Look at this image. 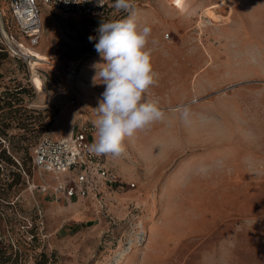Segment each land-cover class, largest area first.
Masks as SVG:
<instances>
[{"label":"rangeland","instance_id":"obj_1","mask_svg":"<svg viewBox=\"0 0 264 264\" xmlns=\"http://www.w3.org/2000/svg\"><path fill=\"white\" fill-rule=\"evenodd\" d=\"M133 3L140 26L152 29L147 48L176 58L146 95L164 118L126 137L120 157L103 155L123 188L56 200L40 189L54 174L33 164L31 148L97 119L104 85L92 83L97 52L88 37L128 13L114 0L87 19L42 6L38 44L22 40L32 59L1 60L0 93L22 90L0 117V156L20 168L7 179L6 210L28 231L11 264H264V0H184L179 11L173 0ZM0 26L21 41L8 0H0ZM22 143L15 153L11 145Z\"/></svg>","mask_w":264,"mask_h":264},{"label":"clouds","instance_id":"obj_2","mask_svg":"<svg viewBox=\"0 0 264 264\" xmlns=\"http://www.w3.org/2000/svg\"><path fill=\"white\" fill-rule=\"evenodd\" d=\"M68 2L70 0H65ZM98 3L104 6L103 0ZM183 4L184 0H173L178 11L183 9ZM112 6L117 11L127 12L128 16L102 21L96 30L98 35L88 37L90 42L96 41L95 51L103 61L93 65L92 83L104 85L102 99L94 109L97 138L89 150L98 156L118 158L125 152L126 137L162 120L165 113L157 101L146 99L159 76L152 66L151 49L147 48L152 29L138 23L133 0H114ZM187 115L185 109L184 116Z\"/></svg>","mask_w":264,"mask_h":264},{"label":"built area","instance_id":"obj_3","mask_svg":"<svg viewBox=\"0 0 264 264\" xmlns=\"http://www.w3.org/2000/svg\"><path fill=\"white\" fill-rule=\"evenodd\" d=\"M78 2L80 3L71 0L68 3L65 0H8L9 13L21 39L16 42L15 36L3 31L0 26V38L9 54L20 56L23 60L30 57L22 40L31 47L38 44L41 37L40 7L45 6L64 19H87L106 9L113 0H103L104 6H100L98 0ZM95 132L94 123L82 121L77 122L67 136L58 139L43 136L38 140L32 148L33 164L41 171L54 174L53 183L41 185L43 192H50L56 200L73 201L90 195L96 196L101 185L123 188V182L116 172L106 166L103 155H95L89 150ZM68 171H74L75 175L65 178L59 176ZM129 186L133 187L134 184L130 183Z\"/></svg>","mask_w":264,"mask_h":264},{"label":"trees","instance_id":"obj_4","mask_svg":"<svg viewBox=\"0 0 264 264\" xmlns=\"http://www.w3.org/2000/svg\"><path fill=\"white\" fill-rule=\"evenodd\" d=\"M13 21V20H12ZM15 25V24H14ZM16 27V26H15ZM17 29V28H16ZM6 31V30H5ZM8 33V31H6ZM9 34H12L9 32ZM9 54L6 46L2 43L0 38V65L1 60ZM1 77V73H0ZM21 89H15L14 91L4 90L0 93V117H2L1 110L5 107H10L12 105V99L19 100L16 98L17 94L21 93ZM6 117V115H5ZM2 135L6 136V133L0 131V146H1V137ZM40 139V138H39ZM38 139V140H39ZM38 140L34 143L32 148L38 142ZM12 150L15 153H20L26 146L22 144H13ZM32 148H31V158H32ZM4 153L5 150L2 149ZM20 156V155H19ZM33 162V161H32ZM17 163V162H16ZM13 160L10 159L9 156H5L2 158L0 156V264H11V262H15L20 259L21 251L23 249V245L25 241V232H28L25 223H17L14 222L12 216H10L6 210L8 205H10L9 196L4 192L5 185L10 186L11 183L7 182L9 176L16 174L20 177L19 174V166ZM20 164V161H18ZM8 166H7V165ZM21 165V164H20Z\"/></svg>","mask_w":264,"mask_h":264},{"label":"crops","instance_id":"obj_5","mask_svg":"<svg viewBox=\"0 0 264 264\" xmlns=\"http://www.w3.org/2000/svg\"><path fill=\"white\" fill-rule=\"evenodd\" d=\"M158 49L157 48H155L154 50H151V62H152V66H153V69L154 70H158V72L157 73H161L162 72V70L165 68L164 67V65H166V63H168L170 60L172 61V59H175L176 57L174 56V55H167V56H162L161 57V55H159V51H157ZM160 57H161V61H159V59H160ZM179 57V56H178ZM95 59V61H93ZM90 61H93V63L95 64V63H98V62H103L102 61V59H101V57H100V55L98 54V53H96L92 58H91V60ZM158 64V65H157ZM159 78H162V76H160L159 75ZM154 88L152 87V88H150L149 89V92L151 91V90H153ZM59 117V116H58ZM57 117V118H58ZM56 118V119H57ZM56 121V120H55ZM54 121V122H55ZM54 124V123H53ZM53 124H52V126H53ZM52 131V128L50 129V132ZM72 132V127H71V130H70V132H69V134ZM69 134H67V135H69ZM67 135H62V136H56L55 138L57 139V138H61V137H64V136H67Z\"/></svg>","mask_w":264,"mask_h":264},{"label":"bare ground","instance_id":"obj_6","mask_svg":"<svg viewBox=\"0 0 264 264\" xmlns=\"http://www.w3.org/2000/svg\"><path fill=\"white\" fill-rule=\"evenodd\" d=\"M206 17H208L210 20H212V21H215V19L217 18V14L215 13V11L214 10H210V9H207L206 10ZM25 50V49H24ZM23 50V51H24ZM27 51V50H26ZM29 56H30V54H29ZM31 57V56H30ZM31 59H32V57H31ZM30 59V60H31ZM33 75H32V79H31V83H32V85L36 88V89H38L39 91L42 89V87H41V84H40V81H39V78H38V76H36L34 73H32Z\"/></svg>","mask_w":264,"mask_h":264}]
</instances>
